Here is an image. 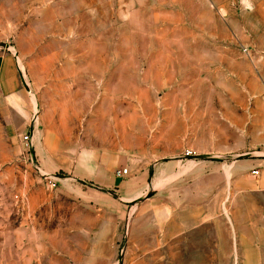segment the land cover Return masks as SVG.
Returning <instances> with one entry per match:
<instances>
[{"label":"rangeland","instance_id":"1","mask_svg":"<svg viewBox=\"0 0 264 264\" xmlns=\"http://www.w3.org/2000/svg\"><path fill=\"white\" fill-rule=\"evenodd\" d=\"M261 3L0 0L23 93L0 92V264H243Z\"/></svg>","mask_w":264,"mask_h":264},{"label":"crops","instance_id":"2","mask_svg":"<svg viewBox=\"0 0 264 264\" xmlns=\"http://www.w3.org/2000/svg\"><path fill=\"white\" fill-rule=\"evenodd\" d=\"M262 3L261 6L264 7V0H262ZM18 68L15 57L11 52H0V92L7 100L23 98V93L19 86L20 74ZM260 161L263 163L258 164L263 165L264 158L260 159ZM251 165L252 163L248 167H252ZM255 166L257 165H254L252 168H255ZM259 177L260 179L255 183L253 188L260 193H264V168L259 170ZM195 221H197V219H195ZM259 221L263 222H258L259 224L250 223V227H244L243 235L249 242H246L243 245V264H264V248L262 247V242H264V217L260 216ZM185 226L193 227L196 226V223L195 225H193V223H187ZM182 229L183 225L178 228L180 231ZM256 240H259L258 242H260L259 248L257 247V244H253Z\"/></svg>","mask_w":264,"mask_h":264},{"label":"built area","instance_id":"3","mask_svg":"<svg viewBox=\"0 0 264 264\" xmlns=\"http://www.w3.org/2000/svg\"><path fill=\"white\" fill-rule=\"evenodd\" d=\"M124 172H125V170H121V169H120V170L117 171V175H118V176H121V175L124 174ZM251 173H252V174H258V170L253 169V170H251Z\"/></svg>","mask_w":264,"mask_h":264},{"label":"water","instance_id":"4","mask_svg":"<svg viewBox=\"0 0 264 264\" xmlns=\"http://www.w3.org/2000/svg\"><path fill=\"white\" fill-rule=\"evenodd\" d=\"M0 46L7 47L5 43H0Z\"/></svg>","mask_w":264,"mask_h":264}]
</instances>
